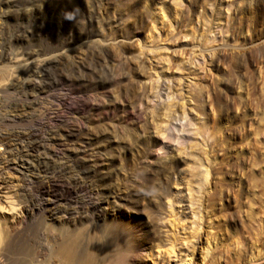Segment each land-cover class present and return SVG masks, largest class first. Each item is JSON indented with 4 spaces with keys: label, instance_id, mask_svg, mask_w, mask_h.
I'll list each match as a JSON object with an SVG mask.
<instances>
[{
    "label": "rangeland",
    "instance_id": "obj_1",
    "mask_svg": "<svg viewBox=\"0 0 264 264\" xmlns=\"http://www.w3.org/2000/svg\"><path fill=\"white\" fill-rule=\"evenodd\" d=\"M0 42L61 48L47 72L87 99L66 148L93 169L99 225L141 236L130 263L264 252V0H0ZM2 164L0 199L18 180Z\"/></svg>",
    "mask_w": 264,
    "mask_h": 264
},
{
    "label": "bare ground",
    "instance_id": "obj_2",
    "mask_svg": "<svg viewBox=\"0 0 264 264\" xmlns=\"http://www.w3.org/2000/svg\"><path fill=\"white\" fill-rule=\"evenodd\" d=\"M14 43L4 46L14 49ZM1 48L0 42V146H5L0 162L18 180L0 199V264H84L89 255L101 261L123 257L124 264H132L124 254L141 243V236L119 231L115 237L107 225H99L106 218L102 209L97 214L100 193L85 181L93 169L84 167L79 150L66 148L76 133L64 127L70 116L77 134L85 126L77 115L87 99L69 77L47 72L61 48L35 54H7ZM32 55L43 59L28 66ZM21 64L25 69L19 70ZM32 221L40 227L35 232L29 228ZM148 237L156 239L152 232ZM263 260L264 252L258 251L246 264Z\"/></svg>",
    "mask_w": 264,
    "mask_h": 264
},
{
    "label": "clouds",
    "instance_id": "obj_3",
    "mask_svg": "<svg viewBox=\"0 0 264 264\" xmlns=\"http://www.w3.org/2000/svg\"><path fill=\"white\" fill-rule=\"evenodd\" d=\"M84 264H124V258L123 257H117V258H111L108 260H94L93 257L90 255L88 258L84 261Z\"/></svg>",
    "mask_w": 264,
    "mask_h": 264
}]
</instances>
